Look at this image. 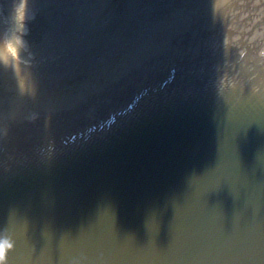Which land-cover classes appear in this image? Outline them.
<instances>
[{
  "label": "water",
  "instance_id": "obj_1",
  "mask_svg": "<svg viewBox=\"0 0 264 264\" xmlns=\"http://www.w3.org/2000/svg\"><path fill=\"white\" fill-rule=\"evenodd\" d=\"M89 1L116 61L42 84L0 63L8 264H264V0Z\"/></svg>",
  "mask_w": 264,
  "mask_h": 264
},
{
  "label": "rangeland",
  "instance_id": "obj_2",
  "mask_svg": "<svg viewBox=\"0 0 264 264\" xmlns=\"http://www.w3.org/2000/svg\"><path fill=\"white\" fill-rule=\"evenodd\" d=\"M69 1H73L74 3L80 1V5L85 7L88 5L94 8L91 11L94 12L93 15L90 12H85L83 16H81L84 18L89 17L91 14L92 17L91 19L89 18L88 21L86 19L80 20L79 24L82 27L80 28L82 33H76L80 38H77L78 36L71 38V34L64 32H60V37L65 40L62 43H58L56 40L50 38V35L54 30L53 19L58 10L62 8V3L66 2V0H28V16L31 17L34 15L35 19H31L28 22V34L23 37V39L26 37L27 43L20 48L18 58L14 59L4 49V44L7 40L11 39L14 34L20 35V33L14 31L7 19V11L11 0H0V63L9 70L8 72L10 76L16 78L15 76L21 74L16 68L19 66L18 68L29 76V78L28 76L26 77L27 82H37L38 84H42L40 81L41 79L52 81L57 74L63 76L66 75L69 68L75 70L79 68L78 66L89 67L93 64L100 65L102 61L101 58H104L103 55H106L107 60L109 61H116L114 53L117 47L115 46L123 42L120 38L116 41L112 40L111 42V39L106 38L109 36V34L106 33H104L105 36L99 34L98 38L97 31L95 30H93L95 32L93 38L86 33H83L84 26L95 25V21L92 18H94L93 16L97 11H99V13L103 12L100 7H104L103 3L100 2L97 3L98 5H91L89 0ZM175 1L176 0H165L163 6L165 8L169 7V9L172 8L169 12L172 11V13H174V11H176V8H174ZM149 2L150 1L147 3ZM150 7L151 5L149 4V8ZM125 8H129V5L125 6ZM121 9L117 8L116 14L117 12L120 14ZM77 13L78 15L79 13H82L81 7L75 12V14ZM134 24H136V22H134ZM133 26L134 25L124 26V29H133L134 31ZM130 38L131 37L124 42L127 44L131 40ZM98 39H100V41H98ZM80 43H84V45L79 46ZM94 44H97L98 46L96 45L95 48V46H93ZM70 45H72V47H69ZM96 72L97 71L93 70L92 74ZM17 81L19 82V80Z\"/></svg>",
  "mask_w": 264,
  "mask_h": 264
},
{
  "label": "clouds",
  "instance_id": "obj_3",
  "mask_svg": "<svg viewBox=\"0 0 264 264\" xmlns=\"http://www.w3.org/2000/svg\"><path fill=\"white\" fill-rule=\"evenodd\" d=\"M7 19L14 31L20 33V35L14 34L4 44V49L15 59L18 58L20 48L26 45L23 37L28 34L27 24L31 19H35L34 15L28 16V0H11ZM10 49L14 50L15 55ZM14 245L15 240L7 229L0 232V264H8V254L14 249Z\"/></svg>",
  "mask_w": 264,
  "mask_h": 264
},
{
  "label": "bare ground",
  "instance_id": "obj_4",
  "mask_svg": "<svg viewBox=\"0 0 264 264\" xmlns=\"http://www.w3.org/2000/svg\"><path fill=\"white\" fill-rule=\"evenodd\" d=\"M71 2H73V1H71ZM164 22H165V21H164ZM165 23H166V25H162V24L160 25V26H163L162 29H164V30L169 28V26H168V21L165 22ZM160 26H158V28H160ZM158 28H157V29H158ZM158 30H160V29H158ZM157 32H158V31H157ZM157 32H156V33H157ZM167 32H168V31H167ZM149 33H151V31H150ZM118 36H119V35H118ZM151 36H152V35H149L145 40H142L143 43L141 44L140 48H143L144 46H147V45L150 46L151 43H153V42L156 41V38H157V41H159L158 34L153 35L152 37H151ZM155 37H156V38H155ZM136 38H137V37H136ZM136 38H135V39H136ZM24 41H26V43H27V39H26V37H25ZM148 46H147V47H148ZM138 49H139V48H138ZM134 50H135V49H134ZM134 50H133V51H134ZM128 58H129V57H127V61L129 60ZM108 61H109V60H108ZM113 62H114V61H113ZM100 65H102V66H106V65H107V64H106V61H104V59H102ZM78 67L80 68V71H79L80 73H83V71H84L83 69H88L87 67H86V68H81V66H78ZM70 69L73 70L72 68H70ZM89 69L92 70L93 68H89ZM106 69H107V68H106ZM106 69H105V70H106ZM28 78H29V77H28ZM0 81H1L2 83H5L3 80H0ZM19 81H20V80H19ZM20 82H22V85L24 84V86L27 87V84H28V83H26L22 78H21V81H20ZM5 84H6V83H5ZM33 86H34V85H33ZM36 86H37V85H36ZM87 91H88V90H87ZM80 94H81V96H82V95H84V92H82V93H80ZM80 94H79V95H80ZM42 95H43V94H40V97H41Z\"/></svg>",
  "mask_w": 264,
  "mask_h": 264
},
{
  "label": "snow or ice",
  "instance_id": "obj_5",
  "mask_svg": "<svg viewBox=\"0 0 264 264\" xmlns=\"http://www.w3.org/2000/svg\"><path fill=\"white\" fill-rule=\"evenodd\" d=\"M10 51H12V52H13V55H15V52H14V50L10 49Z\"/></svg>",
  "mask_w": 264,
  "mask_h": 264
}]
</instances>
